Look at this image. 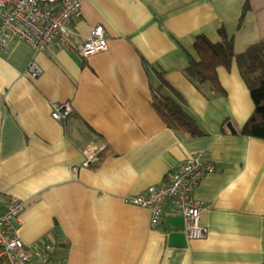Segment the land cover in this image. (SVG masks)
<instances>
[{"label": "crops", "instance_id": "1", "mask_svg": "<svg viewBox=\"0 0 264 264\" xmlns=\"http://www.w3.org/2000/svg\"><path fill=\"white\" fill-rule=\"evenodd\" d=\"M81 10L43 52L22 42L0 52V203H24L14 222L24 245L52 246L49 264H264V141L228 125L253 112L248 89L235 61L217 69L223 95L185 75L198 36L218 43L223 29L236 55L264 41V0H81ZM94 26L107 49L83 59ZM30 62L40 77L24 75ZM162 82L203 136L166 127L150 89L171 94ZM65 102L72 114L53 120L51 104ZM201 152L215 167L193 194L203 239L188 240L168 206L152 228L149 210L125 202Z\"/></svg>", "mask_w": 264, "mask_h": 264}, {"label": "built area", "instance_id": "2", "mask_svg": "<svg viewBox=\"0 0 264 264\" xmlns=\"http://www.w3.org/2000/svg\"><path fill=\"white\" fill-rule=\"evenodd\" d=\"M81 15V0H0V52L6 53L10 46L20 42L29 45L35 53L43 52L56 38L65 35L71 21ZM106 49L103 28L94 26L79 46L78 54L88 59ZM24 75L36 79L42 75V69L30 62ZM71 114L69 102L51 104L53 120L63 122ZM101 150H96V155ZM92 153L88 152V162L96 158ZM214 172V164L205 152L195 154L170 172L161 187H149L139 195L125 198V202L149 210L152 228L158 225L163 208L168 206L171 213L183 218L188 240L203 239L207 234L200 224L203 204L193 194L206 176ZM23 209L24 203L13 197L3 205L0 203V262L49 264L52 246L45 245L40 251L31 252L18 235L14 222Z\"/></svg>", "mask_w": 264, "mask_h": 264}, {"label": "trees", "instance_id": "3", "mask_svg": "<svg viewBox=\"0 0 264 264\" xmlns=\"http://www.w3.org/2000/svg\"><path fill=\"white\" fill-rule=\"evenodd\" d=\"M218 35L220 37L218 43H212L205 36L196 37L193 44L196 57L185 51L187 57L185 75L197 88L209 84L213 93L223 95L224 90L219 83L217 69L220 67L229 69L235 61L253 103V112L239 130L228 124L230 132L233 135L264 141V41L236 55L232 40L223 29L218 31ZM162 83L171 94L162 93V86L150 87V89L152 90V106L166 127L192 138L203 136L204 133L198 121L184 109L182 97L166 82ZM0 264L3 263L0 262Z\"/></svg>", "mask_w": 264, "mask_h": 264}]
</instances>
